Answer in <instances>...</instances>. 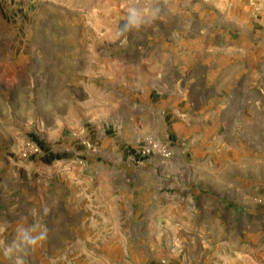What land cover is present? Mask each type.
Listing matches in <instances>:
<instances>
[{
	"label": "rangeland",
	"instance_id": "374dc122",
	"mask_svg": "<svg viewBox=\"0 0 264 264\" xmlns=\"http://www.w3.org/2000/svg\"><path fill=\"white\" fill-rule=\"evenodd\" d=\"M199 1L120 35L128 0H0V241L48 229L25 264H264V0ZM214 47L239 80L200 85Z\"/></svg>",
	"mask_w": 264,
	"mask_h": 264
},
{
	"label": "clouds",
	"instance_id": "9594fccd",
	"mask_svg": "<svg viewBox=\"0 0 264 264\" xmlns=\"http://www.w3.org/2000/svg\"><path fill=\"white\" fill-rule=\"evenodd\" d=\"M152 7L142 5L141 0H128L126 14L123 22L118 25L117 31L120 35L139 29L146 21L158 18L160 9L155 6V0H152ZM127 43V37L121 41ZM45 209V214H47ZM32 215L38 213L33 211ZM48 229L38 220L30 224L20 223L16 226L14 238L9 243L0 241V249L5 258L11 260V264H25L24 257L30 251H34L47 238Z\"/></svg>",
	"mask_w": 264,
	"mask_h": 264
},
{
	"label": "crops",
	"instance_id": "0c3cea01",
	"mask_svg": "<svg viewBox=\"0 0 264 264\" xmlns=\"http://www.w3.org/2000/svg\"><path fill=\"white\" fill-rule=\"evenodd\" d=\"M197 4H198V7L200 8L203 7V8L218 9V8H225V6H231L232 2H229L227 0H211V1L201 0ZM219 17L221 18V22L223 24L228 25V23H230L228 14L225 15L223 11L220 13ZM210 35L216 36L213 33H211ZM205 36L207 37L208 35L206 34ZM233 50L234 49L229 48V47H224V48L214 47V48H211L208 51V54L206 55H203V53L196 54V55L201 56V59L196 62H201L202 59H204L206 62L209 63L210 71L212 72V76H210L209 70H205L207 72V77H199L203 80L201 81L202 82L200 84L201 86H204V85L208 86V84L212 86H216L217 85L216 82L218 80L228 79V66L231 65L232 63H237V65H239L236 69L238 72L236 79L239 80L240 76H243V72L247 70L245 60H244L245 59L244 50L241 49V52H237V53H234L236 51H233ZM234 60H237V61H234ZM257 61L258 60L256 58V62Z\"/></svg>",
	"mask_w": 264,
	"mask_h": 264
},
{
	"label": "built area",
	"instance_id": "2783aa9c",
	"mask_svg": "<svg viewBox=\"0 0 264 264\" xmlns=\"http://www.w3.org/2000/svg\"><path fill=\"white\" fill-rule=\"evenodd\" d=\"M260 2H261V0H248V3L254 9L258 8ZM155 150L159 151L164 156H167L169 154V150L167 148H165V147L159 148V146L151 140H148L144 144L138 146L136 149V152L141 157V156L149 155L151 152H154Z\"/></svg>",
	"mask_w": 264,
	"mask_h": 264
}]
</instances>
